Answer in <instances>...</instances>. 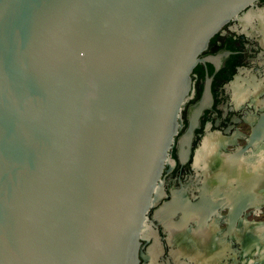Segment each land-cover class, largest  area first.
Listing matches in <instances>:
<instances>
[{"label": "water", "instance_id": "1", "mask_svg": "<svg viewBox=\"0 0 264 264\" xmlns=\"http://www.w3.org/2000/svg\"><path fill=\"white\" fill-rule=\"evenodd\" d=\"M253 1L0 0V264H138L192 70Z\"/></svg>", "mask_w": 264, "mask_h": 264}, {"label": "flooded vegetation", "instance_id": "2", "mask_svg": "<svg viewBox=\"0 0 264 264\" xmlns=\"http://www.w3.org/2000/svg\"><path fill=\"white\" fill-rule=\"evenodd\" d=\"M204 56L191 73L138 264H264V0L223 24Z\"/></svg>", "mask_w": 264, "mask_h": 264}, {"label": "bare ground", "instance_id": "3", "mask_svg": "<svg viewBox=\"0 0 264 264\" xmlns=\"http://www.w3.org/2000/svg\"><path fill=\"white\" fill-rule=\"evenodd\" d=\"M258 247V246H257ZM258 250V249H257Z\"/></svg>", "mask_w": 264, "mask_h": 264}]
</instances>
